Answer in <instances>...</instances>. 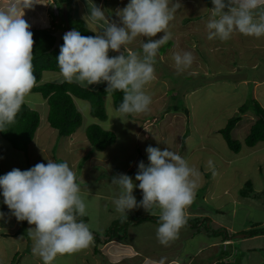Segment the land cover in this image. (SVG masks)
Returning <instances> with one entry per match:
<instances>
[{"label": "rangeland", "instance_id": "374dc122", "mask_svg": "<svg viewBox=\"0 0 264 264\" xmlns=\"http://www.w3.org/2000/svg\"><path fill=\"white\" fill-rule=\"evenodd\" d=\"M45 1L47 2L48 0H37L32 8L21 9L24 12L23 18L31 26L30 28H45V26H51V28L53 26L54 28L55 24L53 22L58 23V26L60 24L61 26L63 25L60 13L58 18H54L53 8L46 7ZM76 1L79 2V0ZM91 1L94 4H98L99 2V0ZM7 2L8 0H3L0 3V9H3ZM102 2L104 3L103 5L101 3L102 9L106 8L103 10L107 11L105 15L108 20L116 22L118 26H122L120 18L117 16V11L126 7L130 0H102ZM175 2L177 0H173V3ZM179 3L181 7L177 9L168 29L172 33V37L175 38H171L158 50V57L156 56L154 65L156 78L145 89L152 97L150 110L145 113L148 116L151 115L150 113H157L155 116L156 121L151 125L155 126L158 131L153 130L152 126L146 125L147 123L144 122L137 124L136 128H138L135 134L131 132L128 119L116 111L112 105L110 95H107L103 99V109L106 115L104 121H100L90 115L88 101H76L75 104L82 116L79 129L85 130L88 125L94 123L103 129L113 132L118 131V134H115L117 141L106 147L104 153H101L109 159V162L104 164L102 170L100 168L94 169L83 174L79 171L77 179L81 178L83 180L86 177L87 179H91V188L96 189L100 187L102 189L103 187L111 195H119L121 189L111 181L117 174H122L119 172L125 167L123 157H125L127 152L131 155L134 153L133 151L130 152V150L133 149L132 144L137 139L134 150L136 151L138 148L140 149V153L144 151L141 154V159L145 165L149 164L146 149L148 146H152L158 147L161 150L169 148L185 157L189 165L195 168L198 165L203 167L205 163L211 160L212 166L215 167L217 172L225 169L221 177L219 173L213 177L211 184V191L214 190L213 193L215 191H222L223 189L227 190L218 200L214 201V203L222 205L220 214H213V202L209 198L208 187H205V189L199 187L196 190L193 205L191 204L186 209V216L189 217L187 219L190 221L195 220L197 224L199 221H203L202 218L197 219L198 216H195L196 202L198 201L196 200V196L200 200L205 190H207V201H205V204L211 206L208 208L212 212L207 217L218 215L221 221L225 223L233 221L239 229L241 227H248L247 229L244 228V232L258 228L259 226L256 225L254 217L264 215V209L257 206L258 203L264 201V163L261 160V156L257 155V150L253 151L252 148L246 147L243 144V140L249 129V123L253 122L255 115L252 110L248 109L242 114L241 121L230 133L233 140L240 142L238 153H234L228 148L226 142L217 131L225 126L229 118L239 115L240 107L244 104L248 106L252 98L264 109V48L259 49L257 44L254 45L256 37L245 36L238 32L233 33L229 41H221L218 38L209 40L207 38L208 30L206 24L211 16V8L214 7L211 0H179ZM56 4V8H60L58 0ZM91 6V4L88 6L85 1H82L78 4V9H73V16L75 18L82 16L86 20L88 27L94 29L96 35L106 25L104 22H93L86 16L90 10L88 8ZM50 14L54 18L51 19V22L49 19ZM162 36L163 33H158L156 37L152 38L137 37L131 44L124 46V54L128 55L129 52L133 51L142 52V42H147L148 39H159ZM252 46L254 47L252 48ZM109 52L111 57L119 55V53L111 50ZM183 52H191L194 60L189 68L177 71L173 55ZM158 58L164 62L162 63L163 65L158 62ZM256 61L257 63L254 65ZM190 70L194 71L192 75L187 74ZM59 75L56 72L43 71L39 83H56L52 77ZM230 79H235L236 81L240 79V82L235 84ZM242 79L250 81H242ZM40 96L38 93H32L29 99L32 102H39V100H42ZM42 103H44L43 112H45L48 109V105L46 101H42ZM174 106L178 109L177 111L174 110ZM184 109L187 110V113L183 111ZM36 111L39 113L42 110ZM166 116H169L167 124L165 122ZM140 125L143 126L139 128ZM184 134L189 138L183 139ZM152 138H155L157 142H154ZM139 141H144V150L138 144ZM182 142H184V146L180 150ZM199 142L203 149L191 151ZM2 143L3 141L0 139V145ZM259 143H261L259 148L262 149L261 153L264 156V143ZM91 148L93 151H96L93 147ZM56 149H58V146H56ZM11 150L14 149L9 147L7 154L13 157L14 153ZM211 150L219 153L220 157L212 153ZM220 158L232 160L231 166L225 167L222 164L220 168V163H222ZM20 169H23V167L20 166ZM105 169L106 171H104ZM117 170L119 172H116ZM210 174L207 176L210 177ZM3 175L4 172L0 164V176ZM135 176L136 174L130 176L133 182L135 181ZM200 177L203 178L202 173ZM202 189L204 190L202 191ZM135 192L133 191V195L139 202L142 199V191L141 194ZM83 196H86V194H83ZM91 197L93 198H90V203H88L87 196L84 198L87 204V215L80 218H84V222L90 224L93 234L99 236L100 242L96 239L93 240V243L96 240L97 251H94L95 243L94 245L92 243L88 248L75 253L57 255L52 264H131L128 262L136 263L141 257L137 249L144 251L145 255L142 256L151 257L157 255V251L171 249L174 251L177 247L175 243L171 245L174 240L169 242L167 246L161 245L157 239L156 230L150 228L148 224H137V222L133 224L129 221V219H133L144 212L143 208H135L124 215L118 213L116 210L112 213L107 211L109 207L107 199L95 196ZM199 204L202 206L203 202L199 201ZM112 207H114V203H112ZM6 208L7 205L3 204L0 212L4 213L5 210H9ZM109 208L111 209V207ZM232 209H234V212H232ZM150 211H160V209L154 206ZM4 215L7 214L4 213ZM4 215L0 217V264H43L41 258L33 254V241L27 232L34 225H29L27 221H18L12 214L7 217ZM230 215L235 218L231 219ZM121 217L127 219L125 238L132 244L128 243L123 246L109 244L105 248V245L111 242L105 243V240H107V237L104 235L105 232H107L109 226L115 224V221L121 219ZM187 223L190 224V222ZM206 224L207 220L204 221L203 226H206ZM227 230L229 231V229ZM213 234L215 237L211 240L219 241V246L215 248L216 251H212L210 256L213 254L214 256L217 255L219 250H221L220 244L223 243L220 239L222 234L218 236L213 231H210L208 237H212ZM240 235L238 234L235 239H232L233 246L236 248L235 253L238 254L237 258L243 254V259L240 260L239 264H264V249H262L264 238L258 234L257 237L249 240L250 235L242 233L244 235L243 239L239 238ZM198 237L202 238L200 235ZM199 245L198 240L197 246ZM201 249H203V253L193 259L191 264H206V262H211L200 260L208 258L207 254L210 251V249L204 246H201ZM176 250L180 253L178 249ZM203 254L205 255L203 256ZM178 257H182V255H178ZM123 260L127 262L124 263Z\"/></svg>", "mask_w": 264, "mask_h": 264}, {"label": "clouds", "instance_id": "9594fccd", "mask_svg": "<svg viewBox=\"0 0 264 264\" xmlns=\"http://www.w3.org/2000/svg\"><path fill=\"white\" fill-rule=\"evenodd\" d=\"M89 1L93 5L86 16L93 22L106 25L95 36H82L75 29L65 33L67 30L55 26L40 28L53 30L51 35L57 29L64 34V43L56 57L58 74L64 82H75L82 87L106 82V90L122 91L123 100L116 109L121 115L149 111L152 97L145 89L156 78L154 65L158 50L172 38L168 29L181 7L179 0L175 3L173 0H130L126 7L117 11L122 26L108 20L106 8L102 9V0L98 4ZM36 2L8 0L0 9V131L15 122L23 105L33 107L29 97L37 86L32 63L34 39L21 9L32 8ZM211 2L214 7L206 24L209 40L227 41L236 32L256 38L264 36V0ZM46 4V7L53 8L56 18L58 10L52 0ZM72 17L75 18L73 10ZM76 18L84 20L88 26L83 17ZM49 19L51 22L52 17ZM90 29L95 34L94 29ZM158 33H163V36L142 42V52L124 54V46L137 37L152 38ZM110 50L119 55L110 58ZM173 60L177 71H182L192 65L194 57L191 52L175 53ZM146 151L149 164L139 162L135 176L138 185L127 174H117L112 178L111 182L121 189L113 203L122 215L135 208L148 212L154 206L159 208L156 236L161 245L167 246L177 238L189 218L186 209L194 201L200 172L190 166L185 157L169 148L161 150L148 146ZM208 164L211 166L212 161ZM134 187L142 191L139 202L133 195ZM0 189L3 203L12 215L18 221L34 225L27 232L33 241V254L39 256L43 264H52L57 255L75 253L93 243L90 224L79 219L87 215V204L81 195L76 173L67 161L57 163L48 159L47 164L37 163L28 170L14 168L0 176ZM3 215L0 212V217ZM94 247V251L97 250L96 243ZM165 259L161 258L158 264H165Z\"/></svg>", "mask_w": 264, "mask_h": 264}, {"label": "crops", "instance_id": "0c3cea01", "mask_svg": "<svg viewBox=\"0 0 264 264\" xmlns=\"http://www.w3.org/2000/svg\"><path fill=\"white\" fill-rule=\"evenodd\" d=\"M2 1L3 0H0V3ZM82 1H85V3H87L88 6H90V4H91L89 0H82ZM82 1L79 0V2H77L76 0H73L72 8L78 9L77 6ZM91 5H93V4H91ZM46 6H47V4H46ZM42 7H40V8H42ZM88 9H90V8H88ZM203 12H204V10H203ZM172 38L174 39L175 37H172ZM229 40H227V41H229ZM255 44H257V47L259 49L264 48V36L255 39L254 45ZM253 47L254 46H252V48ZM109 57L111 58L110 54H109ZM158 62L161 63V65H163L162 63H164L161 61L160 58H158ZM256 63H257V61L254 63V65ZM197 69H198V67H197ZM190 71L187 72L188 75H192V73L194 72L193 70L191 72ZM51 73H53V72H51ZM52 79L56 83L64 82L63 77L61 75L53 76ZM243 80H248V79H242V81ZM231 81H233L235 84H238L240 82V79L238 81H236L235 79H233ZM248 81H250V80H248ZM104 84H107V83L104 82V83H100L97 85L84 86V87L88 88V89L96 90L99 86L104 85ZM253 89H255V87H253ZM41 99L42 100H39V102H37V101L32 102L33 103V109L42 110V111L39 112V124H38L37 129L34 133V137H33L32 141L29 143L26 151L11 150L14 153V155H13V157L10 156L9 154H7V150L9 148V145L0 137V139H2V141H3L2 145H0V164L2 166V170L4 172V175L7 174L8 172H10L14 168L20 169V166L23 167V169H20V170L24 171V170H28L31 167L35 166L37 163L47 164L48 159H52L55 162L56 161L57 162L67 161L70 168L76 173V176L79 175L78 174L79 171H81L83 174V173H86L87 171L90 172L91 170H94V169L100 168L102 170L104 164L105 163L107 164L109 162V159L107 157L103 156V154H101V153H104L106 148L101 150V151H93V149L91 148L92 146L89 144V142L85 136V130L79 129L80 126L76 129V131L74 133H72L71 135H69L65 138L57 137V131L52 129L47 122L46 117H47L48 109L45 112H43L44 111V107H43L44 103H42V101H45V100L42 97H41ZM156 99H157V97H156ZM73 101H74V105L77 109V105L75 104L76 101H82V100L74 99ZM150 114H151L150 116H148V114H146V113L124 115L125 118L128 119V121H129V124H130L129 129L131 130V132H133L135 134L136 129L138 128V127L136 128L137 124L138 123L142 124L144 122L147 123L146 125L152 126L153 130L158 131V129L155 128V126L151 125L153 122L156 121L155 116L157 115V113H154V114L150 113ZM143 119H144V121H143ZM168 119H169V116H166L165 117L166 124L168 122ZM131 120H133V121H131ZM249 124H251V123H249ZM142 126L143 125H140L139 128H141ZM114 133L118 134V131H114ZM188 138L189 137L185 136V134L183 135V139L186 140ZM148 140H150V139H148ZM152 140L154 142H157V141H155V138H152ZM116 141H117V138H116L115 142ZM136 143H137V139L132 144L133 149L130 150V152L133 151L134 153L131 155V154H128V152H127L125 157H123V160L125 162V164H124L125 167L122 169V171L119 172V170H117L116 172H119L122 174H127L129 176H133V175L137 174L138 171L134 172L133 170L138 168L139 162L142 161L141 154L144 153V151H141V153H140V149H138V148L135 151L134 146L136 145ZM138 144H140L142 150H144V148H145L144 147L145 146L144 141H139ZM260 144L261 143H257L256 145H254L253 147H250V148H252L253 151L257 150V155L261 156V158H262L261 160L264 163V156L261 153L262 149L259 148ZM56 146H58V149H56ZM183 146H184V142H182V144L180 146V150L183 148ZM200 149H203V148L199 142L196 144V146L193 147V149H191V151L200 150ZM211 152L218 155V157H220L219 153L214 152L213 150H211ZM220 161L222 162V163H220V168H221L222 164H224L225 167L231 166L232 160H230V159L224 160L223 158H220ZM262 161H259V162H262ZM196 168L199 170L200 174L201 173L203 174V178L200 177V179L198 181L199 187H203L204 189H205V187L206 188L208 187V189H209L208 195H209L210 200L213 202V205H212V207L214 209L213 214L219 215L221 212V209H222V205L218 204V203H214V201L218 200L223 194H225L227 192V190L223 189L222 191H217V192L215 191V193H213L214 190L211 191V188H212L211 184L213 182V177L215 175H217L218 173L221 177V175L223 174V171L225 169H222L223 171L217 172L215 167L212 165L209 166L208 163H205V165L203 167L198 165V167H196ZM104 171H106V169ZM109 171H110V169H109ZM209 174H210V177L207 176ZM99 180H101V179H99ZM77 182L79 183L80 188H81V195L86 194V196L88 198H93L91 196H95V197H98L101 199H103V198L105 200L107 199L106 200L107 204L109 207H111V209L108 207L107 211L114 213V211H110L113 209L116 210L115 205H114V207H112V203H113L114 199L119 197L120 193H119V195H111L107 190H104L103 187H102V189L100 187H98L96 189L91 188V179H87L86 177L83 180L81 178L77 179ZM134 182H136V183H134L135 185H138V181L135 180ZM104 191L106 192L105 194H104ZM133 191H136L135 193H137V194H141V190L138 187H134ZM212 194H214V195L211 197ZM206 195H207V190H205V193L203 194V196L201 197L200 200H199V198L198 199L196 198V200H198L196 202L197 208H196V215H195V216H198L197 219H200V218L205 219L209 215V213L212 214V212L210 211V208H208L211 206H208L205 204V201H207ZM86 196H84V197H86ZM199 201L203 202L202 206H200ZM110 203H111V205H110ZM192 205H193V203H192ZM257 206H260V208L264 209V201H262V203H258ZM6 209H8V207ZM159 212L160 211H150V212L144 211L140 214L143 216H147V215H158L159 216V214H160ZM232 212H234V209H232ZM4 213L7 214V215H4L6 217L8 215L12 214L10 210H5ZM218 215H211V217H207L208 220H207L206 226H203L204 219L202 222L199 221L198 224L195 223V220H193L192 223L187 224V226L185 225L180 230V232L177 236V239L173 241V244H171V245H174V243H175L177 245V247L175 248L174 251H172V249L166 250V251H159V252L157 251V255H153L150 257V256H142V255H145L143 253L144 251L137 249L139 251V252L138 251L137 252L140 253V255H141V257L139 259L142 260L141 262H145V263L147 262L148 264H158V262L160 261L161 258H166L165 264H190L193 259L197 258L200 254L203 253V249H201V246H204L205 248L210 249L209 253L207 254L208 258L200 259L202 261L203 260L211 261L210 263L206 262V264H218L221 261L220 260V254H221V256H223V254L220 253V251H223V250H227L229 252H227V255H225L226 257L222 261L223 262L222 264H232V263L233 264H239L240 260L243 259V257H242L243 254L237 258L238 254L235 253L236 248H235V246H233L232 240L228 241V239H225L223 241V243L220 244L221 250H219V252L217 253L218 256L217 255L214 256V254L212 256H210L212 251H216L215 248L217 246H219V241L211 240L214 237H208L210 231L214 232V230H216L217 228H220V227L224 228L225 227V228L229 229L230 233H232V234L235 233L234 236H236V234L243 231L244 228L245 229L248 228V227H241L239 229L237 227V224H235L233 221H231L233 223H231V222L225 223V222L221 221V219ZM230 218L234 219L235 217L230 215ZM254 221L257 223L256 225L259 226L260 228L264 227V215L255 216ZM145 222L148 223L149 227L154 229V230H156L158 227V223H155V221L146 220ZM191 224L196 225V228H194V226ZM2 233H1V235H2ZM198 235H200L202 238L200 239L198 237ZM260 236H262L264 238V234L260 235ZM253 237H257V236H253ZM253 237H250V238L246 237V238H249V240H252ZM235 238L236 237H234L233 239H235ZM239 238L243 239L244 235L241 234ZM198 240H199V244H200L199 246H197ZM207 240H209V241L207 242ZM128 243L132 244L129 241H120V242L111 241L110 243H107L105 245V248L109 244H119V245L123 246V245L128 244ZM176 249H178L180 251V253H178V251ZM262 249H264V245H262ZM223 252L226 253V251H223ZM178 255H182V257H178ZM204 255L205 254H203V256Z\"/></svg>", "mask_w": 264, "mask_h": 264}, {"label": "trees", "instance_id": "16d2710c", "mask_svg": "<svg viewBox=\"0 0 264 264\" xmlns=\"http://www.w3.org/2000/svg\"><path fill=\"white\" fill-rule=\"evenodd\" d=\"M60 2V7L63 2H65L67 6V21L68 26L55 25L56 28L61 27L62 30H77L80 32L82 36H95L94 32L86 25L84 20L79 18L72 17L71 8L73 1L72 0H58ZM57 0H52V4L56 7ZM58 15L56 14V18H58L59 13L61 12V8H57ZM51 15V14H50ZM61 16V15H60ZM53 18V16L51 15ZM62 19V17H61ZM59 20V19H58ZM63 24V20H62ZM30 31L33 33L34 39V47H33V73L37 79V86L32 89V93H38L42 98L46 99V103L48 105L47 111V122L52 129L57 131V137L65 138L71 135L76 129L81 125L82 116L81 113L76 109L74 105V99L88 101L89 102V113L92 117L97 118L100 121H104L106 119V115L103 109V99L110 95L112 105L115 109L119 107L122 103L124 93L119 90H106L107 84L99 86L96 90L88 89L85 87L79 86L77 83H39L40 77L43 71H50L60 73L58 63L56 57H58L60 53V48L63 45V36H61L59 48H55L51 51H48L51 45L53 44L54 37L51 35L53 30L51 29H40V28H30ZM213 75H215L213 73ZM215 78V77H214ZM217 79V78H216ZM248 109L252 110L255 117L253 122L249 125V129L247 134L243 140V144L246 147H253L259 142H264V109L257 103L255 99H251L249 105H242L239 109V115L232 116L229 118L225 124V126L219 129L217 132L222 136L224 141L226 142L228 148L237 153L240 150V142L233 140L231 138V131L235 128V126L241 121L242 114H244ZM174 110L178 109L174 106ZM187 113V110H183ZM39 124V113L29 107L28 104L22 106L20 112L17 114L15 122L7 125L3 131H0V136L8 143V145L16 150V151H26L29 143L32 141L34 133ZM85 136L89 142V144L96 151H101L106 147L112 145L116 140V135L111 130H106L100 127L97 124H90L85 129ZM134 172L138 171V168L133 170ZM247 184V182H246ZM204 189H202L203 191ZM2 191V189H1ZM0 191V209L3 206V196ZM82 197H84L82 195ZM85 198V197H84ZM198 199L199 197L196 196ZM90 198H88V203ZM114 211V209L112 210ZM113 213V212H112ZM79 219L85 221L84 218ZM204 219V218H203ZM127 219L122 218L115 221V224H112L105 232V236L107 237L106 242L109 241H127L125 227L127 226ZM146 220L155 221L158 223L159 216L158 215H137L133 219H129V221L133 224H141L146 223ZM208 220V218H205ZM117 222V223H116ZM187 222L192 223L189 219ZM186 222V226L187 223ZM148 224V223H146ZM196 228V225L191 224ZM205 228V227H204ZM213 233H216L218 236L222 234L220 238L222 241L225 239L232 240L235 233H230L227 229L220 227L214 230ZM245 233L246 235H250V237L263 235V228H255L247 231H241L238 234ZM236 234V235H238ZM94 239L99 240V236L97 234H93ZM212 235V234H211ZM212 237H215L213 234ZM95 240V242H96ZM100 242V240H99ZM103 242V241H102ZM229 245V244H228ZM97 251V250H95ZM223 251H226L224 253ZM220 251L223 254H220V262L218 264H222L225 259V255H227V250ZM140 261V262H139ZM136 263L133 264H148L147 262H141L139 259ZM126 263V260H123ZM131 263L132 262H128ZM191 264V263H190ZM233 264V263H232Z\"/></svg>", "mask_w": 264, "mask_h": 264}, {"label": "water", "instance_id": "95a60500", "mask_svg": "<svg viewBox=\"0 0 264 264\" xmlns=\"http://www.w3.org/2000/svg\"><path fill=\"white\" fill-rule=\"evenodd\" d=\"M66 6L65 4H62V12H61V15H62V18L64 19V22H65V26H68V23H67V17H66ZM52 36L54 37V42L52 44V46L49 48L48 51H51L55 48H59V43H60V39H61V36H62V30L61 29H57L55 32L52 33Z\"/></svg>", "mask_w": 264, "mask_h": 264}]
</instances>
